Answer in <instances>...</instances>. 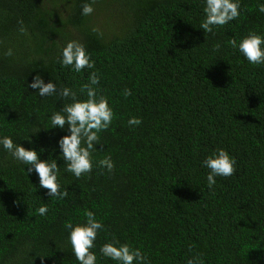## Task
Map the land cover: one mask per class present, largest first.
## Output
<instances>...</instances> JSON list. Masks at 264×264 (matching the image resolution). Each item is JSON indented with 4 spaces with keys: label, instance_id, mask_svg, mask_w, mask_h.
Returning <instances> with one entry per match:
<instances>
[{
    "label": "trees",
    "instance_id": "trees-1",
    "mask_svg": "<svg viewBox=\"0 0 264 264\" xmlns=\"http://www.w3.org/2000/svg\"><path fill=\"white\" fill-rule=\"evenodd\" d=\"M239 3L236 19L205 34L203 0H0V136L56 159L66 192L48 197L35 172L0 148V264H78L65 224L84 223L85 210L103 225L91 249L96 264H116L99 252L107 242L140 249L148 264L194 256L264 264V65L248 64L229 43L250 31L264 36V0ZM113 5L119 18L103 31L95 14L114 17ZM68 41L85 46L92 69L61 67ZM91 72L114 116L98 133L91 171L76 178L58 157L66 127L47 129L71 98L41 97L28 83L39 73L84 100ZM131 117L140 124L129 126ZM218 148L236 164L210 189L201 161ZM106 156L111 172L98 166Z\"/></svg>",
    "mask_w": 264,
    "mask_h": 264
},
{
    "label": "clouds",
    "instance_id": "clouds-1",
    "mask_svg": "<svg viewBox=\"0 0 264 264\" xmlns=\"http://www.w3.org/2000/svg\"><path fill=\"white\" fill-rule=\"evenodd\" d=\"M204 18L201 20L199 28L205 34L213 32L217 26H224L236 19L240 13L239 0H203ZM258 11L264 13V6H260ZM93 12V7L89 3H84L81 7V15L88 16ZM23 29H21L22 31ZM234 48H238L239 53L248 64L252 66L264 65V36L250 31L239 43L235 40L229 42ZM216 48L219 45L215 46ZM12 55L9 49L4 53ZM60 65L68 67L72 71L79 73L83 69H92L94 61L86 51L85 46L77 41H68L60 50ZM99 82V77L95 72L88 76V82L82 86L81 91L86 92V99L77 100L71 89L62 87L57 91L56 85L50 80L44 83L41 74L35 75L33 82L28 83L29 89H36L39 96H51L56 94L61 98H71V103H65L60 110L53 112L49 117L50 127L47 129H67L66 135L60 137L56 142L58 145V157L62 159L64 171L79 178L88 174L92 167L93 151L98 150L99 136L103 130L109 128L113 120V110L109 102L102 96H98L95 85ZM131 94L125 89V97ZM140 119L131 117L128 119L129 126H137ZM31 143V141H29ZM0 148L10 153L11 157L23 164L27 173L35 172L38 179V187L47 189V196L50 198H63L66 192L58 191V168L57 160L51 161L40 159V152L35 148L26 149L20 143H14L9 136H0ZM201 164L208 169L206 176L207 186L211 189L216 183L215 177H229L234 172L236 161L223 148H218L207 156ZM98 166L108 172L113 170V162L110 157H104L98 161ZM39 215L47 213V205H41L36 209ZM84 223L73 225L66 222L65 227L69 229L68 243L78 264H96L97 255L91 251L94 248V241L97 233L103 229L102 223L96 218L92 211L85 210ZM100 254L116 264H148L147 257L141 254L138 248H130L127 244L118 242H107L100 246ZM199 256L191 257L186 264H199Z\"/></svg>",
    "mask_w": 264,
    "mask_h": 264
},
{
    "label": "rangeland",
    "instance_id": "rangeland-1",
    "mask_svg": "<svg viewBox=\"0 0 264 264\" xmlns=\"http://www.w3.org/2000/svg\"><path fill=\"white\" fill-rule=\"evenodd\" d=\"M113 6L116 7V9L113 8V12L115 13V16L114 17H111V12L110 11L105 12L104 10L98 11L95 14V17H96V21L98 23V26L103 31L106 29V25L105 24L108 21H110V20L117 21L118 18H119L117 6L116 5H113ZM62 9H66L64 4H61V6H60V10H62Z\"/></svg>",
    "mask_w": 264,
    "mask_h": 264
}]
</instances>
